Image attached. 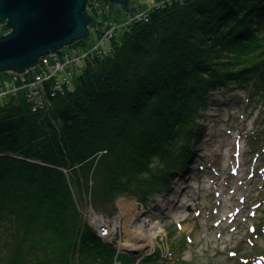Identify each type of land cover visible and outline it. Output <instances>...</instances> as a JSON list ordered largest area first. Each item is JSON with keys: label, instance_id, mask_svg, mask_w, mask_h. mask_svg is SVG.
Listing matches in <instances>:
<instances>
[{"label": "trees", "instance_id": "1", "mask_svg": "<svg viewBox=\"0 0 264 264\" xmlns=\"http://www.w3.org/2000/svg\"><path fill=\"white\" fill-rule=\"evenodd\" d=\"M111 41L86 56L74 88L47 89L44 108L23 90L0 99V264H135L77 199L144 203L170 191L216 90H249L264 122V0H170Z\"/></svg>", "mask_w": 264, "mask_h": 264}, {"label": "rangeland", "instance_id": "2", "mask_svg": "<svg viewBox=\"0 0 264 264\" xmlns=\"http://www.w3.org/2000/svg\"><path fill=\"white\" fill-rule=\"evenodd\" d=\"M134 1L139 5L133 10L120 6L121 15H116L110 1L93 4L91 14L98 22L99 31L91 26L88 38L83 39L87 40L85 44L81 42L76 45L83 51L96 46L99 41L103 42L106 29L109 28L111 34L110 27L114 24L124 25L133 18L148 20L156 7L170 0H131V3L134 4ZM112 38L99 46L109 51L106 45L112 42ZM60 50L52 52L51 57L57 51L60 53ZM46 57H40L42 62ZM83 61L86 59L79 61L81 72L87 64L83 65ZM30 70L27 78L32 77ZM15 73L19 72L8 70L0 75V95L4 100H9L16 93L5 92L9 91L11 82L22 88L36 111L44 108L43 104L28 98L27 93L31 91L25 89L22 78L11 80ZM79 75L74 72L69 82L65 80L67 74H61V78L56 76L53 80H59L60 84L62 82L66 90V86H76ZM66 83L69 84L65 86ZM63 90H56L54 96L64 94ZM39 91L43 94L42 89ZM248 91L242 88L214 91L200 119L203 125L201 134L193 138V153L187 168L181 170L177 164L178 170L169 177L172 189L153 194L144 203L136 199L141 217L158 221L162 229L155 238L154 246H149L144 255L127 253L136 257L135 264L146 256L166 261L181 257L193 264H264V122L260 113L262 101L256 102V96L252 101ZM37 99L43 101V98ZM63 169L69 173V168ZM92 183L90 180L89 194L92 192ZM127 197L136 196L120 195L115 201L106 204L102 201L92 203L93 198L90 196L86 205L83 206L79 199L77 204L90 225L100 231L102 224L94 222L92 213L115 219L122 212L120 200ZM126 220L127 215L122 214L121 224L114 234L103 239L114 242L118 247L120 240L125 238ZM138 222V218L134 219L132 228ZM174 245L178 248H174ZM117 251L126 253L118 248Z\"/></svg>", "mask_w": 264, "mask_h": 264}, {"label": "water", "instance_id": "3", "mask_svg": "<svg viewBox=\"0 0 264 264\" xmlns=\"http://www.w3.org/2000/svg\"><path fill=\"white\" fill-rule=\"evenodd\" d=\"M116 15L120 6L131 10L139 5L131 0H108ZM88 0H0V72H25L45 56L65 46H72L90 34L95 18L87 11ZM11 28L9 33L5 34ZM135 198V197H134ZM100 235V231H97ZM144 255L139 250H122Z\"/></svg>", "mask_w": 264, "mask_h": 264}, {"label": "built area", "instance_id": "4", "mask_svg": "<svg viewBox=\"0 0 264 264\" xmlns=\"http://www.w3.org/2000/svg\"><path fill=\"white\" fill-rule=\"evenodd\" d=\"M102 1V2H106L108 0H97V2ZM111 4V2H109ZM122 25L118 26L115 25L113 27H110V31L111 34H109V28L106 29V33L104 32V36L103 37V42H98L97 44H95L96 46L90 47V48H86L85 51H83L82 48H80V46H77L76 43L73 44V46H65L62 48V50H60V53H58L59 51L55 52L52 56V53H49L45 56L46 59L49 60H44L42 62V59H40V64L38 65L40 68L38 69L37 67L34 66V68L32 69V77L27 78V74L31 72V70L24 72V73H15V75H13L11 80L17 81L19 78H22V82L24 83V86L26 87L25 89H28L30 93H27L28 98H30V100L37 102L38 104H43L46 98V93L45 91H47V89H50L52 91V95L55 94L56 90H63L64 88L62 87L63 83L59 82V80L56 82L54 79V77L59 76V78H61V74H67V76L65 77V80L67 79L68 82L70 80V76H68V74L70 73L69 70L70 68L74 67L75 65H79V61L81 59H85L86 56H88L90 53H92L93 51H97V52H102L105 51L106 48L104 46H99L102 44H106L108 41V38L110 40V38H112L113 36H115L116 31H118V28L121 27ZM106 39V41L104 40ZM101 43V44H100ZM107 46V45H106ZM101 47V49H100ZM100 49V50H99ZM80 66V65H79ZM58 72H60L61 74L58 75ZM51 82V83H50ZM50 84H52L53 86H51ZM69 84L66 83L65 86ZM10 88L8 89L9 91H5V92H17L19 90H21V87L15 86L13 83L10 82ZM45 85H49L50 88L45 87ZM31 89V90H30ZM39 89L43 90V94L41 91H39ZM36 97V98H34ZM37 98H43L42 100H38ZM0 99H4L1 95H0ZM103 235H107L108 234V230L107 229H102L101 230Z\"/></svg>", "mask_w": 264, "mask_h": 264}, {"label": "bare ground", "instance_id": "5", "mask_svg": "<svg viewBox=\"0 0 264 264\" xmlns=\"http://www.w3.org/2000/svg\"><path fill=\"white\" fill-rule=\"evenodd\" d=\"M97 4V0H88L87 2V11H92L93 4ZM93 12V11H92ZM92 15V14H91ZM8 22V19L4 20L0 24V31L2 30V26ZM97 20L95 19V26L97 29ZM91 27V26H90ZM11 28L8 29V31L5 32V34L9 33ZM88 38V37H86ZM85 38V39H86ZM82 39L76 40L74 43L79 42ZM73 46V45H72ZM68 47V46H67ZM52 53V52H51ZM86 59V58H85ZM84 59V60H85ZM86 64V61H83V65ZM32 67H29L25 70V72L29 71ZM4 72V71H3ZM2 71L0 73H3ZM68 76H70V80L72 79V74L75 72L76 74L81 73V67L77 64L74 67L70 68ZM74 83V82H73ZM72 86V85H71ZM236 148V145H234V150ZM233 155H235L233 153ZM137 197L135 198H123L120 200V207L122 209V214L127 215V220L124 225V232H125V238L120 240V243H118V247L122 250H139L141 252H144L148 250L149 246H154L155 244V238L157 237L158 233L161 231V227L159 226L158 221L150 220L149 218H142L141 214L142 212L139 210L137 205ZM118 215L115 219H109L105 218L104 216L92 213L91 217L94 220L96 224L99 222L102 224L100 230L107 229L109 234H114L117 227L121 224V215ZM139 219L140 222L136 223L134 226L135 228H132L134 219ZM105 225V227H103ZM113 243V242H111ZM118 248L117 246H115Z\"/></svg>", "mask_w": 264, "mask_h": 264}]
</instances>
